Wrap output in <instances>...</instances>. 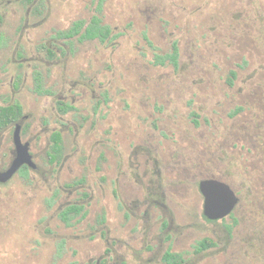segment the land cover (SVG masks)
Here are the masks:
<instances>
[{
    "label": "rangeland",
    "instance_id": "obj_1",
    "mask_svg": "<svg viewBox=\"0 0 264 264\" xmlns=\"http://www.w3.org/2000/svg\"><path fill=\"white\" fill-rule=\"evenodd\" d=\"M40 1L27 16L21 0L0 29V106L20 105L38 167L0 186V264H163L167 250L183 264H264V0ZM94 16L104 44L56 37ZM34 72L50 95L34 93ZM206 178L239 197L232 216L205 220ZM68 203L82 215L61 222ZM203 239L215 247L195 254Z\"/></svg>",
    "mask_w": 264,
    "mask_h": 264
},
{
    "label": "trees",
    "instance_id": "obj_2",
    "mask_svg": "<svg viewBox=\"0 0 264 264\" xmlns=\"http://www.w3.org/2000/svg\"><path fill=\"white\" fill-rule=\"evenodd\" d=\"M94 18V19H93ZM87 26L84 27L85 23L82 21H78L73 23L72 27L64 32L57 33L56 37L58 39H68L69 38H75L79 37L81 38L83 35V39L81 40H99L100 42H105V40L110 36L111 30L109 27L102 25L100 20H97L96 16H94ZM61 36H64L65 38H62ZM156 62L157 64H164V59L161 56L156 55ZM169 59V62L176 66L177 64V47H173V51L171 54L167 56ZM166 61V60H165ZM236 78V72L234 70L229 71V77L227 78V82L229 85H232L233 80ZM33 81H34V92L38 96H44V95H50L51 92L47 89H44L42 77L39 72H34L33 75ZM59 111L62 114H66L71 110V107H58ZM245 110V107H236L231 113H229V117L233 118L237 116L240 113H243ZM22 117V111L21 107L17 104L15 105H9V106H0V130L6 128L13 122L17 121L19 118ZM195 124L197 122L194 121ZM50 142V152L48 154L51 163L55 161H59L62 153V139L61 134L58 131H53L50 134L49 138ZM24 172H27V169H25ZM83 207L79 206H73L69 207L64 211V219L69 220L71 216H75L79 213V215H82ZM210 222V221H208ZM228 232L230 233V229H228ZM215 242L211 239H203L199 241L196 246L194 247V253L198 254L204 251H207L209 249H212L215 247ZM162 262L165 264H183L182 255L178 253H172L170 251H167L162 256Z\"/></svg>",
    "mask_w": 264,
    "mask_h": 264
},
{
    "label": "water",
    "instance_id": "obj_3",
    "mask_svg": "<svg viewBox=\"0 0 264 264\" xmlns=\"http://www.w3.org/2000/svg\"><path fill=\"white\" fill-rule=\"evenodd\" d=\"M22 121L15 125L13 132V145L15 158L5 171H0V183L9 181L22 166L36 169L35 163L29 153V144L21 141ZM199 192L203 198V216L209 221L223 220L232 214L239 203V198L233 189L225 182L217 179L201 180L198 185Z\"/></svg>",
    "mask_w": 264,
    "mask_h": 264
},
{
    "label": "flooded vegetation",
    "instance_id": "obj_4",
    "mask_svg": "<svg viewBox=\"0 0 264 264\" xmlns=\"http://www.w3.org/2000/svg\"><path fill=\"white\" fill-rule=\"evenodd\" d=\"M20 1L21 0H0V29L2 28V25H3V23H4V19L6 18V16L9 14V12H12V14H15V15H17V13L19 12V4H20ZM22 1H24V0H22ZM25 2H28L29 3V5H28V8H26V14H27V16H29V14L30 13H34V12H36V11H38L39 10V8H40V0H25ZM88 41H93V40H88ZM99 43H102V42H100L99 40H97ZM107 41V39L105 40V42ZM105 42H103L102 44H104ZM18 55L19 54H17L16 53V50L14 51V53H13V62H19V60L21 59V58H19L18 57ZM35 93V92H34ZM60 103V105L58 106V107H71V110H72V106H70V105H68V104H65V103H63L62 101H59ZM15 105V104H14ZM18 105V104H17ZM20 106V105H19ZM1 107H4V106H1ZM26 120V117H24V116H22L21 118H19L17 121H15V122H13L12 124H14V126H13V132H14V129H15V125L17 124V123H19V122H23V121H25ZM22 128V127H21ZM3 129H1V131H2ZM54 131H57V130H54ZM13 132H12V136H13ZM53 132V131H52ZM59 132V131H58ZM61 134V133H60ZM20 136H21V132H20ZM50 138V137H49ZM61 139H62V137H61ZM22 141V140H21ZM22 143H25V142H23L22 141ZM28 143V142H27ZM29 144V143H28ZM12 145H13V139H12ZM30 153V152H29ZM15 155H16V153H15V148H14V145H13V149H12V152H11V157H10V161H9V163L5 166V167H1L0 166V171L2 172V171H5V170H7L8 169V167L10 166V164H11V162H12V160L15 158ZM30 155H31V153H30ZM31 157H32V161H33V156L31 155ZM49 157V156H48ZM50 159V158H49ZM34 162V161H33ZM55 162H57V161H55ZM55 162H53V163H55ZM35 163V162H34ZM36 165V164H35ZM37 165H36V169H34V170H32V169H30L29 167H27V166H22L18 171H17V173H21V172H23V171H25V169H27V172L28 171H33V172H36L37 171ZM16 173V174H17ZM15 174V175H16ZM14 175V176H15ZM13 176V177H14ZM12 177V178H13ZM11 178V179H12ZM10 179V180H11ZM206 179H215V178H206ZM9 180V181H10ZM202 180H205V179H202ZM217 180H219V179H217ZM9 181H7L6 183H3V184H1L0 183V186H3V185H5V184H7V183H9ZM201 181V180H200ZM199 181V182H200ZM221 181V180H220ZM199 182H198V185H199ZM229 185V184H228ZM230 186V185H229ZM67 187H70L69 185H67ZM199 190V189H198ZM236 194V193H235ZM238 197V196H237ZM239 198V197H238ZM239 202H240V199H239ZM239 204V203H238ZM238 204H237V206H238ZM73 206H76V207H79V204H70V203H68V204H66V205H64V206H62L61 207V210H60V212H59V219H60V221L61 222H66L67 220H65L64 219V211L67 209V208H69V207H73ZM236 206V207H237ZM233 214V213H232ZM232 214H230L229 216H232ZM79 216V213L78 214H76L75 216L73 215V216H71L70 218H72L73 217V219L74 218H76V217H78ZM70 218H69V220H70ZM205 218V217H204ZM227 218V217H226ZM68 220V221H69ZM205 220L206 221H209V220H207L206 218H205ZM219 221H221V220H219ZM210 222H216V221H210ZM167 251H169V250H167ZM166 251V252H167ZM173 253V252H172ZM179 254V253H178ZM164 255V254H163ZM162 255V256H163ZM161 259H162V257H161ZM161 262H162V260H161ZM163 263V262H162ZM184 263V262H183ZM163 264H165V263H163Z\"/></svg>",
    "mask_w": 264,
    "mask_h": 264
}]
</instances>
